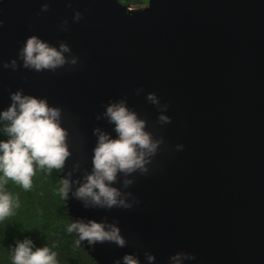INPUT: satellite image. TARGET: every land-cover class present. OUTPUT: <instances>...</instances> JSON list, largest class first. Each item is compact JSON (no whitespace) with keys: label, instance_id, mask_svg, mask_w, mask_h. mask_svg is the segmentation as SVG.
Instances as JSON below:
<instances>
[{"label":"water","instance_id":"1","mask_svg":"<svg viewBox=\"0 0 264 264\" xmlns=\"http://www.w3.org/2000/svg\"><path fill=\"white\" fill-rule=\"evenodd\" d=\"M0 114L97 264H264V0H0Z\"/></svg>","mask_w":264,"mask_h":264},{"label":"trees","instance_id":"2","mask_svg":"<svg viewBox=\"0 0 264 264\" xmlns=\"http://www.w3.org/2000/svg\"><path fill=\"white\" fill-rule=\"evenodd\" d=\"M59 172L40 137L0 114V264H97L75 233Z\"/></svg>","mask_w":264,"mask_h":264},{"label":"rangeland","instance_id":"3","mask_svg":"<svg viewBox=\"0 0 264 264\" xmlns=\"http://www.w3.org/2000/svg\"><path fill=\"white\" fill-rule=\"evenodd\" d=\"M146 2H144V3H141L140 1H134V2H132V3H130V4H127L128 6H130V7H133V8H135V7H140V6H142L143 4H145Z\"/></svg>","mask_w":264,"mask_h":264},{"label":"flooded vegetation","instance_id":"4","mask_svg":"<svg viewBox=\"0 0 264 264\" xmlns=\"http://www.w3.org/2000/svg\"><path fill=\"white\" fill-rule=\"evenodd\" d=\"M141 3H143V2H141Z\"/></svg>","mask_w":264,"mask_h":264}]
</instances>
